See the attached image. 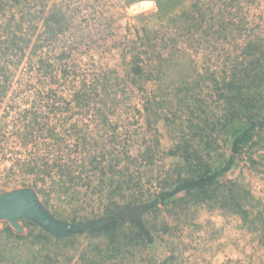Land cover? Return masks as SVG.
<instances>
[{"label": "rangeland", "instance_id": "rangeland-1", "mask_svg": "<svg viewBox=\"0 0 264 264\" xmlns=\"http://www.w3.org/2000/svg\"><path fill=\"white\" fill-rule=\"evenodd\" d=\"M0 1V201L30 195L53 222L0 212V264H264V130L222 179L243 187L247 217L220 191L170 199L148 218L150 243L128 241L129 226L112 245L64 231L160 190L179 137L199 142L203 121L221 127L239 107L234 74L264 102V84L247 87L264 78V0ZM229 121L214 167L248 127Z\"/></svg>", "mask_w": 264, "mask_h": 264}, {"label": "trees", "instance_id": "trees-1", "mask_svg": "<svg viewBox=\"0 0 264 264\" xmlns=\"http://www.w3.org/2000/svg\"><path fill=\"white\" fill-rule=\"evenodd\" d=\"M1 8L2 1H0V9ZM136 66L137 69L135 70L137 74L140 75L144 67L140 64H136ZM236 77L237 74H234L230 85H228L231 86L230 88L232 90H237L234 99H239L238 103L240 104L239 107L233 105L227 110L225 113L226 120L229 118L230 121L232 119L231 122H233L236 118L246 119L248 127L237 134L232 142V153L229 154L227 158L225 157L226 159L223 160L222 165L214 167L210 161V149L214 144V138H212V136H214L213 132L219 131V129L221 131L222 127L224 128L227 125L226 120L224 119V121H221V127L211 126L207 121H203V124L199 127L198 125L201 123H192L190 127L192 129L197 127L200 128V133L203 137L198 142L193 139L194 136H187L184 134L182 137H179L174 147L167 151L168 155L179 157L182 163L177 164L179 166L174 171L168 172L166 178L161 181L163 182L162 187L160 190L152 193V197L133 198L124 203L115 201L113 205H109L106 212L101 215L100 218L79 222L65 229V233L71 236L77 232H83L85 228H88L94 232L103 234L109 239V244L112 245L116 244V242H119L120 239L124 237L123 229L129 226L132 230L126 235L128 241H135V243L137 241L150 243L154 240V233L152 227L149 225L150 221L148 218H152L155 213L161 210V206L167 204L170 199L174 197L183 198L197 196L201 199L209 200L219 197L218 194H220V191H222L223 194L229 195V199L223 201L224 208L236 211L244 217H247L248 211L243 208L242 204L243 193L241 189H243V187H239L240 184L236 181L233 182L232 187H229L222 179H224L235 166L237 159L243 154L245 148L250 146L255 137L264 130V102L261 98H252L253 96L245 91V86H242L240 83L236 84L238 82H234ZM263 84L264 78L256 74L247 87L250 89L257 87L254 89V93L259 97L261 91L258 90ZM181 90L183 89H180V91ZM192 90H195V86H193L190 91ZM223 95L224 94L221 96ZM191 98L193 100L196 98L199 99L197 96ZM191 98L189 94L186 93L181 99V102L184 104H189V109L194 108V103H192L193 105L188 103L193 101ZM259 115L262 116L260 117ZM142 154L143 153H140L137 156ZM132 158L136 160V157ZM238 187L240 189L238 192H235ZM119 188L120 187L111 188V190L108 191V196L112 197ZM33 217L40 220V217L36 215H33ZM153 221L156 222L155 220ZM34 223L38 222L35 221ZM48 233L49 234L45 236L46 239H51L52 236L59 238L50 232Z\"/></svg>", "mask_w": 264, "mask_h": 264}, {"label": "water", "instance_id": "water-1", "mask_svg": "<svg viewBox=\"0 0 264 264\" xmlns=\"http://www.w3.org/2000/svg\"><path fill=\"white\" fill-rule=\"evenodd\" d=\"M0 212H7V213H24L29 216L36 215L40 217L46 223H50L53 225V222L50 221L49 218L36 206L33 198L30 195H20L13 199L0 201ZM51 225V226H52ZM57 227V224L56 226Z\"/></svg>", "mask_w": 264, "mask_h": 264}]
</instances>
